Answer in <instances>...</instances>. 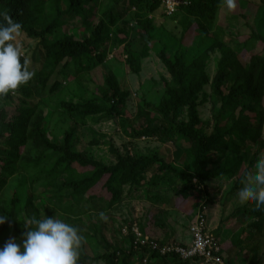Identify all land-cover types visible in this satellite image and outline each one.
I'll list each match as a JSON object with an SVG mask.
<instances>
[{"label": "rangeland", "instance_id": "rangeland-1", "mask_svg": "<svg viewBox=\"0 0 264 264\" xmlns=\"http://www.w3.org/2000/svg\"><path fill=\"white\" fill-rule=\"evenodd\" d=\"M185 5L189 0H178ZM65 0H45L43 21L47 22L53 8L65 9ZM87 23L81 26L79 17H68L67 27L56 31L50 40L62 38L64 33L86 38L100 25L103 14L110 11L117 18L115 27H104L100 50L105 58L98 67H78L73 60L65 59L58 65L45 59L39 39L28 38L23 32L18 38L22 47V60L29 61V69L34 73L48 74L43 85L32 79L28 85V96L20 99L23 108L33 112L31 132L34 124L45 135L50 144H61L64 134L74 135L75 151L92 158L104 166L116 163L118 155L150 156L159 154L188 173L193 171V155L190 142L182 135L162 142L156 139H132L123 130L119 119L106 111L109 105L103 98L107 91L105 78L113 76L121 90L128 92L124 116L132 123L139 107H145L153 116V125H165L156 116V106L165 94L162 80L170 82L169 74L157 58V52L165 46L169 55L182 54L188 63L195 55L204 59L207 83L198 93L197 110L200 128L206 135L214 129V114L220 108V98L213 94L212 81L221 59V47L238 57L242 64L264 58V47L257 41L248 44V23L255 27L257 35L264 38V0H221L216 11L205 18L185 15L182 8L173 17H165L160 8L152 15L145 14L137 0H85L83 5ZM81 15V14H80ZM204 17V16H203ZM150 21L151 30L145 34L138 23ZM128 24L129 45L139 60V74L133 75L126 68L127 54L124 45H117L113 38L123 25ZM74 22V23H73ZM39 30V26L35 25ZM211 48V50H210ZM210 50L207 57L203 50ZM67 60V65H65ZM187 63V64H188ZM34 77V76H33ZM230 83L223 88L227 93ZM21 88V87H20ZM19 98V89L8 94ZM95 99L104 108L99 115L89 117L83 123L71 118L59 105L61 102H84ZM94 103V104H95ZM150 116V117H151ZM186 121L183 110L178 122ZM254 124V122H252ZM34 137L28 139L18 162L8 164V169L0 186V214L15 219L16 228L26 231L24 222L36 217H56L80 230L84 237L79 248L78 264H110L108 256L114 254V264H204L183 261L167 253L165 257L152 260L141 250L126 257L134 241V230L149 237L157 246L174 248L186 246L191 237L189 227L199 216L205 221L206 230L212 234L220 246V255L227 264H264V210H257L255 202H241L239 189H233L239 179L252 169L256 159L264 155V115L260 139L247 150L233 154L214 149L208 154V176L227 171L230 166L234 177H208L189 195L176 199L182 184L172 178L171 182L156 186H125L121 197L112 208L96 197L99 184L86 193L74 195L66 183L82 175L77 170L70 176L68 172L49 171L47 165L34 167L33 161L50 154ZM6 144L0 139V150ZM44 154V155H42ZM192 183H196L195 180ZM31 227V226H29ZM24 230V231H23ZM20 243L23 235L13 231L0 232V247L9 239Z\"/></svg>", "mask_w": 264, "mask_h": 264}, {"label": "trees", "instance_id": "trees-1", "mask_svg": "<svg viewBox=\"0 0 264 264\" xmlns=\"http://www.w3.org/2000/svg\"><path fill=\"white\" fill-rule=\"evenodd\" d=\"M162 1L137 0L143 5L146 16L154 14L160 8L164 16L168 18L173 17L180 8L187 16L205 18L206 14L211 15L216 11L221 0H189L185 5H179L170 16L163 12ZM84 3L85 0H65V9L61 10V7L54 6L52 16L45 23L42 22L45 0H0V20L3 19V15H8L20 22L23 26L22 32L28 38L39 39L45 59L52 61L55 66L68 59L73 60L78 67H98L105 58V52L100 50V46L104 35L107 34V27L112 28L117 24V18L110 11L103 14L102 23L96 26L94 31L88 33L86 38L79 39L64 33L62 38L49 39L56 31L69 25V22L65 21L68 17H72L73 20L79 17L81 26L86 25ZM247 18H245L246 26L250 33L247 43L257 41L264 47V38L257 35L255 27L248 23ZM104 22L107 27H104ZM121 22L123 25L116 32L113 41L117 45H124L127 54L125 66L129 73L138 75L139 60L129 45L128 24ZM35 25L39 26V30L35 28ZM138 25L145 34L151 30V22L148 20L140 21ZM220 49L221 59L217 64L216 75L212 81V90L221 102L220 108L214 114L215 125L210 135H206L200 128L197 110L198 93L202 91L208 79L204 71V59L200 55L193 56L188 63L182 54L177 53L170 56L165 46L158 50L157 58L171 79L170 82L162 80L165 94L156 106V116L164 121L165 125H153V116L145 107H139L134 121L129 123V120L124 117L128 92L121 90L113 76L105 78L107 91L103 93V98L109 105L106 111L119 119L126 134L132 139H156L162 142L177 135L184 136L190 142L193 155L191 173L164 160L159 154L118 155L114 165L104 166L84 156L81 152L75 151L74 135L69 132L64 134L62 143L56 145L46 140L37 124H34L31 132L28 133L33 112L23 108L20 99L28 96L27 86L30 85V80L19 88V98H12L9 95L0 96V139L6 144V148L0 150V186L4 185L2 178L8 169L7 162L9 165L18 162L22 149L31 137L38 139L40 145L50 151V154L40 156L33 161L34 167L47 165L51 172L65 171L70 173V176L77 171L73 170L72 166L78 167L82 175L67 182L66 187L74 195H78L95 189L101 184L96 197L102 199L109 208L117 205L125 186H156L166 181L170 183V177H172L182 184L181 190L176 195V199H182L197 186L205 183L208 177H225V175L234 177L236 172L232 170V165L225 171L226 173L218 172L208 176V154L214 149L239 154L260 139L264 115V58L242 64L238 57L233 58L230 52L224 51L222 47ZM210 50H203L202 55L207 57ZM67 64L66 60L65 65ZM47 77L46 72L37 70L32 80L42 86ZM228 83L230 87L227 93H224L223 88ZM95 102H97L95 99L75 104L61 102L59 106L71 118H77L76 123H83L89 117L99 115L104 111V108ZM183 110L186 113V121L175 125ZM243 176L233 189H240ZM193 180L196 181L195 184L192 183ZM7 230L13 231L16 236L21 237L23 234L22 231L17 230L15 219L11 214L6 223L0 225L1 233ZM139 250L147 253L152 260L162 257L150 248L143 247L134 250L132 245L125 256L130 257ZM114 257L113 254L106 258H109L110 264H114Z\"/></svg>", "mask_w": 264, "mask_h": 264}, {"label": "clouds", "instance_id": "clouds-1", "mask_svg": "<svg viewBox=\"0 0 264 264\" xmlns=\"http://www.w3.org/2000/svg\"><path fill=\"white\" fill-rule=\"evenodd\" d=\"M229 6L232 0H228ZM23 26L8 15L0 20V96L26 85L34 76L29 61L22 60V43L18 42ZM241 202L253 201L264 210V155L241 180L238 192ZM8 217L0 214V225ZM26 231L20 243L9 239L0 247V264H78L79 248L84 237L80 230L56 217H31L24 222ZM31 226V227H29Z\"/></svg>", "mask_w": 264, "mask_h": 264}, {"label": "built area", "instance_id": "built-area-1", "mask_svg": "<svg viewBox=\"0 0 264 264\" xmlns=\"http://www.w3.org/2000/svg\"><path fill=\"white\" fill-rule=\"evenodd\" d=\"M178 0H163V12L170 16L179 6ZM191 241L188 245L182 247H158L157 243L151 241L149 237L134 230L133 249L150 248L161 255L173 253L183 261L198 260L204 264H227L220 255V246L216 239L210 234L205 227V221L201 216L197 218L196 223L189 227Z\"/></svg>", "mask_w": 264, "mask_h": 264}]
</instances>
